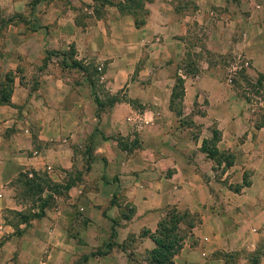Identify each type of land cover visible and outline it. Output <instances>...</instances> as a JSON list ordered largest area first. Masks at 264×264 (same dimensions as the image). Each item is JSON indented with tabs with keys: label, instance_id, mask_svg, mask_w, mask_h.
Segmentation results:
<instances>
[{
	"label": "crops",
	"instance_id": "obj_1",
	"mask_svg": "<svg viewBox=\"0 0 264 264\" xmlns=\"http://www.w3.org/2000/svg\"><path fill=\"white\" fill-rule=\"evenodd\" d=\"M97 1L78 0L80 19L67 6L55 14L57 25L31 34L34 51L72 48L81 64L43 73L32 90L13 75L8 102H0V264L13 251L46 264L57 251L42 262L37 247L48 244L52 227L64 232L55 241L59 262H73L83 240L100 244L94 234L111 225L120 246L102 255L116 264L127 241L131 250L153 247L140 231H152L168 208L197 216L191 233L204 251L233 247L250 264L246 254L264 247V120L234 87L223 56L229 26L245 21L257 33L252 70L264 72V0H149L137 27L117 0H101L104 15ZM56 3L47 2L46 12ZM1 6L18 10V1ZM191 22L206 29L196 64L186 61ZM3 58L0 71L16 73V59ZM35 176L51 184H42V199L65 194L59 209L26 204L39 196L26 185ZM192 258L178 253L172 263L204 264Z\"/></svg>",
	"mask_w": 264,
	"mask_h": 264
},
{
	"label": "rangeland",
	"instance_id": "obj_2",
	"mask_svg": "<svg viewBox=\"0 0 264 264\" xmlns=\"http://www.w3.org/2000/svg\"><path fill=\"white\" fill-rule=\"evenodd\" d=\"M5 2H9L11 0H3ZM18 1V10L7 11L6 6L0 7V57H4V63L8 58L14 57L17 61L15 72L12 73V70H3L0 71V92L4 94H9L10 91V82H6L7 77H11L16 75L21 82L26 81L28 83V89L32 90L36 87L38 83V78L45 72L48 73H56L55 71H59L58 67H63L64 65L71 66L74 63L76 65L81 64V60H77L74 56V50L72 48H67V50H40L34 51L31 48V34L35 32L39 28L48 29V27L57 25L58 22H55L54 16L56 13H67V6H73L75 10L78 12L75 14L81 18L83 13L78 9L81 7L79 5L78 0H55L56 6L51 8V10L47 11L44 9L45 4L49 3L51 0H17ZM116 1V0H115ZM119 0H117L118 2ZM101 0L96 2V7L98 8ZM97 13L104 15L105 9H103V5L100 3L99 9H96ZM77 8V9H76ZM74 10V9H71ZM118 10V9H117ZM147 10V9H146ZM119 11V10H118ZM72 14V11H68ZM242 12L246 13L245 10ZM119 13H121L119 11ZM70 14V15H71ZM125 14V13H121ZM229 40H232L227 50V53L223 56L224 63L227 66V72L229 77L233 78L234 87L238 89L239 92L243 93L245 98L251 104V107L256 111L257 115L264 120V72H254L252 70V56L250 55L253 51L255 52V47H257V42L254 43L250 38L255 37L257 33L254 31V26L245 21L242 22H233L231 23ZM189 29L193 32V40L191 41L193 44L194 50L188 54L186 57V61H191L192 63H198L204 58L202 54V50L205 48V33L206 29L202 24L199 23H189ZM204 37V39H203ZM238 39V44H235V40ZM264 43V36H263ZM264 48V47H263ZM252 51V52H251ZM250 53V54H249ZM50 63L52 66H47ZM54 64H58V66H54ZM74 64V65H75ZM199 66V64H198ZM58 68V69H57ZM197 67L195 66L196 70ZM198 70V69H197ZM90 72V70H89ZM260 102V103H259ZM101 108L97 106L99 110ZM35 198L31 199V202H26V204L32 206H39L41 201H43V206L48 204V209L53 210V212L59 209L61 197L65 194L60 192V195H55L52 199H47L51 197V195L44 196L42 199L41 194L35 193ZM39 197V201L35 203L34 199ZM42 199V200H41ZM33 203V204H32ZM167 209H165L163 217ZM182 212V211H181ZM49 216V215H48ZM47 216V217H48ZM107 217V216H106ZM160 217V218H161ZM159 218V219H160ZM180 222H178V233L181 235L180 247L176 254L185 253L190 256H194L195 258L204 257V264H244L241 260L239 261V256L241 255L236 248L230 247V249H208L204 251V247L200 246L198 242L193 238L191 233V228L188 227L189 224H195L198 220L196 215H191V217L186 213V215H179ZM57 217H51L50 220L56 221ZM85 221V218H83ZM158 219V220H159ZM72 222V218L69 219ZM157 220V221H158ZM60 220H57L59 222ZM116 223V221L114 220ZM114 223V224H115ZM157 223V222H156ZM111 225L110 230L102 229L101 232L97 235L94 234V238L99 239L100 244L88 245L86 240H83V254L79 257V259L74 260L73 262H67V264H113L111 259L107 256L102 255L107 251H111L112 249L117 250L120 244L117 246L114 244L112 237L115 236L114 229ZM156 226V225H155ZM193 226V225H192ZM155 229V228H154ZM154 229L152 231H154ZM144 230V229H142ZM141 230V231H142ZM140 231V235H141ZM145 231V230H144ZM149 232H152L148 230ZM73 229H66L65 233L69 237L79 238L76 236V233ZM63 231L52 227L51 230L48 231L47 239H49L48 244L45 247H37V251L41 254V261L44 259L47 260V255H55L57 251V256H51V259H48L46 264H66L59 262V246L55 244L56 238L63 237ZM95 233V232H94ZM20 233H16V237H19ZM81 241V238H80ZM19 244L17 243L15 246L17 248ZM126 246L129 248V252H125V257L121 259L118 258L116 264H148L147 263V250L144 251L140 249H133V242H126ZM1 246V245H0ZM123 247V246H122ZM21 248V247H20ZM75 249V246L71 247ZM183 248V249H182ZM39 249V250H38ZM45 249V250H44ZM20 250V249H19ZM182 250V251H181ZM264 252L263 249H257L254 252L246 254L249 262L252 257H255L257 262L260 257L259 253ZM175 254V255H176ZM3 255V256H2ZM4 253L1 256L4 258ZM11 255V256H10ZM10 257L8 262L6 260L3 262L4 264H31L25 260H19L17 251H13L5 255V257ZM96 256H101L96 259ZM174 256V255H173ZM88 257H91L88 259ZM2 258V259H3ZM194 258V259H195ZM193 259V258H192ZM193 259V260H194ZM195 261V260H194ZM256 262V264H257ZM39 264V262L37 263ZM43 264V263H40ZM193 264H201L199 261H195Z\"/></svg>",
	"mask_w": 264,
	"mask_h": 264
},
{
	"label": "trees",
	"instance_id": "obj_3",
	"mask_svg": "<svg viewBox=\"0 0 264 264\" xmlns=\"http://www.w3.org/2000/svg\"><path fill=\"white\" fill-rule=\"evenodd\" d=\"M105 2V0H103ZM149 0H119L115 3L117 9L122 13L130 14L133 17V24L135 27L143 23L144 15L146 14V8L144 3ZM75 64V63H74ZM71 65L72 67L77 66ZM6 82L11 81V77H7ZM0 102H8V94L0 92ZM94 102L100 107L101 103L94 98ZM37 180L31 179V184L26 182L28 190L31 194H37L42 191V184L47 187L49 185V179L45 177L35 176ZM40 181L42 183H40ZM42 208V207H40ZM42 210L40 209L36 215H40ZM166 215L161 217L155 226L154 231L149 232L148 229L141 231V234L148 235L153 242V247L147 250V263L148 264H173L172 257L176 254L180 247L181 235L178 233V222H180L179 215H186V211L176 210L175 208H168L165 212ZM114 222V220H111ZM193 224H189L188 227H192ZM255 257L250 259V264H256Z\"/></svg>",
	"mask_w": 264,
	"mask_h": 264
}]
</instances>
